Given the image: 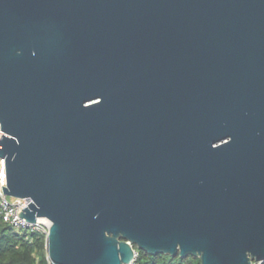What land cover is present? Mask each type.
I'll return each instance as SVG.
<instances>
[{
	"label": "water",
	"instance_id": "95a60500",
	"mask_svg": "<svg viewBox=\"0 0 264 264\" xmlns=\"http://www.w3.org/2000/svg\"><path fill=\"white\" fill-rule=\"evenodd\" d=\"M0 129L49 264L264 261V0H0Z\"/></svg>",
	"mask_w": 264,
	"mask_h": 264
},
{
	"label": "trees",
	"instance_id": "16d2710c",
	"mask_svg": "<svg viewBox=\"0 0 264 264\" xmlns=\"http://www.w3.org/2000/svg\"><path fill=\"white\" fill-rule=\"evenodd\" d=\"M45 235L21 234L0 220V264H49L45 249ZM135 264H200L199 258L188 256L151 255L136 250Z\"/></svg>",
	"mask_w": 264,
	"mask_h": 264
},
{
	"label": "built area",
	"instance_id": "2783aa9c",
	"mask_svg": "<svg viewBox=\"0 0 264 264\" xmlns=\"http://www.w3.org/2000/svg\"><path fill=\"white\" fill-rule=\"evenodd\" d=\"M3 132L0 129V138ZM3 187L6 184L5 159L0 158V220L9 225L16 232L25 234L41 233L47 236L50 228V221L46 218H37L35 222L26 221V219L18 216L21 209L27 206L30 199L12 198L3 193ZM137 253L131 264H135ZM251 264H264V261H252Z\"/></svg>",
	"mask_w": 264,
	"mask_h": 264
}]
</instances>
